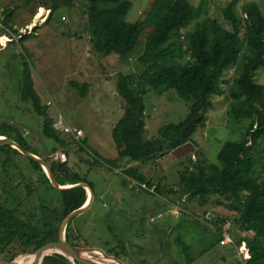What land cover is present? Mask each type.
I'll return each mask as SVG.
<instances>
[{
    "label": "trees",
    "instance_id": "trees-1",
    "mask_svg": "<svg viewBox=\"0 0 264 264\" xmlns=\"http://www.w3.org/2000/svg\"><path fill=\"white\" fill-rule=\"evenodd\" d=\"M23 1L28 4L31 0ZM76 1L53 0L46 9L50 10L51 16L57 8H71ZM237 1L231 0L221 10L223 21L228 24L226 27L208 16L205 0L197 6L189 0H154L143 18L135 21L126 20L132 7L131 0H83L86 5L85 31L100 57L109 54L125 57L141 43L145 29L152 27L141 70L136 76L120 75L117 84L118 93L124 101V114L112 128L119 157H126L129 162H143L151 155L169 152L192 141L194 133L207 122V110L214 96L224 95L229 117L251 119L243 138L224 142L215 162L196 160L193 167L181 175L176 187L161 185L157 188L161 193L174 191L199 201H208L214 196L223 197L226 208L237 212L232 228L248 232L234 237L236 244L243 240L247 246L249 256L245 264H264V157L257 150L264 139V83L256 80L260 69H264V13L257 0H249L242 4L240 15L236 10ZM12 15L13 8L0 12V35L10 31L19 35L17 41L21 43L36 30L37 25L22 34L11 27ZM24 61L17 84L19 99L40 117L41 124L37 122V129L45 138L59 145H69L62 138V133L53 128V119L47 114L48 105L42 103L34 87L31 68ZM231 69L233 71L228 78L226 76ZM224 83H228L225 89ZM70 84L79 89L81 98L85 97L88 82L79 84L71 81ZM171 89L187 104V115L177 122L162 124L155 137L145 139V91ZM19 122L22 121L15 116L5 120L0 116V135L15 139L39 156L20 130ZM83 142L86 144L87 139L84 138ZM0 148L23 156L25 165L32 168V185L44 186L39 204L35 205L28 198L18 199L11 208H5L0 203L1 259L14 258L18 253H32L47 240H56L60 223L66 215L86 203L88 191L84 187L57 189L33 158L16 147L0 144ZM56 150L55 144L51 152ZM92 161L99 163L104 160L95 156ZM104 162L108 166L116 164L115 159ZM48 165L61 186L78 182H88L92 186V182L78 172L79 169L68 166L67 162L51 160ZM122 172L139 184L148 188L153 186L132 166ZM57 203L62 207H54ZM37 205L49 211L50 218L46 215L41 222L36 216ZM32 206L36 213L32 212ZM217 219L226 220L224 217ZM40 222L47 228V240L42 237ZM72 223L73 218L67 223L65 238L70 245L81 246L80 234ZM217 232L218 243L221 238L219 227ZM119 254L117 252L115 256ZM43 260L61 261L64 256L52 252Z\"/></svg>",
    "mask_w": 264,
    "mask_h": 264
},
{
    "label": "rangeland",
    "instance_id": "rangeland-1",
    "mask_svg": "<svg viewBox=\"0 0 264 264\" xmlns=\"http://www.w3.org/2000/svg\"><path fill=\"white\" fill-rule=\"evenodd\" d=\"M131 1L132 7L129 8L126 15L127 21L143 18L154 2V0ZM189 1L197 6L202 0ZM205 1L208 16L228 27V24L223 21L221 10L231 0ZM247 1L249 0L237 1L236 10L240 15L242 14V4ZM52 2L53 0H31L30 3L25 4L23 0H0V12L5 8H13L11 23L13 29L24 34L37 25L36 30L22 40L23 42L17 41L19 35L9 31L6 35L8 40H6L5 48L0 44V48H3L0 49L1 119L5 120L2 115L10 118L19 115V119L22 121L19 122L20 130L30 144L43 156L39 157L45 159L48 164L54 158L44 152L49 147H55L56 144L57 149L59 148L58 152L66 150L72 157L82 159V162L74 163V159L68 157L69 161L66 158L65 162H68V166L79 169L78 172L86 180L91 181L96 188L106 189L109 185L112 191L114 189L125 190L118 206L114 207L111 203L110 208L105 207L104 202L97 196L95 206L89 210L86 216L79 218L86 213L84 212L73 219V224L80 234L79 244L81 247H85L86 244L87 246L102 247L103 251L112 255L124 249L126 256L123 260L127 264H130L129 257L135 260L145 259L149 264H156V260L161 254L172 253L170 244L165 243L164 245V241L158 239L164 229L162 225L176 220L179 216H170L168 213L159 217L157 213L142 206L146 205L144 203L149 190L140 186L132 178L123 175L121 168L124 167L123 164L129 162L126 157L118 156L114 166L108 167L103 163L105 160L115 159L114 157L118 155L112 128L124 114V101L117 90L118 81L121 79L120 75L132 74L136 76L139 73L142 67L141 61L144 59L147 49L148 33L152 27L145 29L140 39L141 43L130 55L122 57L109 54L100 57L93 49L92 42L85 31L86 5L83 0H77L71 8L61 6L50 16V10L46 7ZM257 2L261 5L264 13V0H257ZM42 10L44 12L41 15ZM1 29L2 25L0 24ZM24 60L31 68L36 92L42 103L48 105L47 114L49 117L54 120L61 113L70 125L83 129L87 139V143L82 145L83 148L79 143L73 141L74 139L70 135L62 134V138L69 145H59L45 138L38 131L37 125L41 124L40 117L18 97L17 84ZM232 71L231 69L226 77L229 78ZM227 80L231 81V79ZM256 80L264 83V69H260ZM71 81H76L79 84L88 82L89 86L85 97H80L79 89L73 87L70 84ZM227 84H223L224 89ZM143 98L146 121L145 139L155 137L162 124L177 122L187 115V104L172 89L159 92L147 90ZM24 106L27 110H23ZM226 106L224 95L214 96L212 105L207 110V122L194 133L192 141L169 152L151 155L153 164L151 163L145 169L142 166V160L137 161L138 163L133 165V168L139 170L147 178L150 177L153 184L150 183L155 188L159 185L176 187L181 175L193 167L194 161L215 162L216 155L224 142L241 140L251 121L249 118L229 117ZM257 150L261 153V157H264V139L258 144ZM95 156L104 161L94 163L92 159ZM25 162L23 156L6 152L0 148V203L5 208L13 207L18 199L28 198L29 201H34L35 205L39 204L42 199L40 194H42L44 186L43 184L36 185L38 187L32 185V168L26 166ZM262 173L264 175V172ZM122 181L126 183L127 187L122 185ZM166 194L168 198L169 193ZM105 199L109 202L108 198ZM223 201V197L214 196L205 207L201 205V209L211 210L208 214L218 213L220 218L224 217L226 220L232 221L237 212L225 210L226 206ZM188 203L182 202L181 205L185 206ZM29 205L25 208H28ZM163 205L170 206L171 202L160 197L157 209L159 210ZM58 206L62 207L58 203L54 204V207L58 208ZM32 210L33 213H36L34 206H32ZM189 211L192 209L189 208ZM37 212L36 216L40 217L41 222L46 215L50 218L49 211L39 205H37ZM205 215H199V217L203 218ZM214 215V218L210 220L217 225V221L221 222V219L215 218L217 214ZM41 222L38 225L42 237L45 238L47 228ZM200 226H198L197 235L205 236L204 241L208 243V246L213 244L214 241L210 237L212 235L213 238H217V230H208L206 234L200 233ZM233 231L238 233L234 226L232 233ZM242 232H239V235L243 234ZM195 236L196 234L192 232L191 240ZM144 239L145 241L149 240L150 244H145ZM232 239L234 240V237ZM48 242L51 241L47 240L46 243ZM213 245L215 250L219 248L217 245ZM241 248L244 249L241 250ZM53 251L55 250H50L49 253ZM243 252L247 257L249 256L247 246L241 247L240 244H237L234 246V252H231L232 257L236 255L240 258ZM120 255L124 256V253H120ZM178 255L184 259L183 264H196L195 258H187L192 255L190 251H180ZM205 259L207 260L204 264L207 262L215 264L210 257ZM240 262L243 263V261Z\"/></svg>",
    "mask_w": 264,
    "mask_h": 264
},
{
    "label": "crops",
    "instance_id": "crops-1",
    "mask_svg": "<svg viewBox=\"0 0 264 264\" xmlns=\"http://www.w3.org/2000/svg\"><path fill=\"white\" fill-rule=\"evenodd\" d=\"M3 35H7V34L0 35V44H2L4 46L3 48H5L6 39L3 38V37L1 38V36H3ZM2 39H4L5 41H1ZM3 48H0V49H3ZM2 116H4L3 118H5V119H6V117H8V116H5V115H2ZM15 118L19 119V115L15 116ZM44 144H46V143H44ZM51 149H53V148L49 147L48 149H46V151L44 150L45 151L44 153L46 155L51 154L52 153ZM58 150H59V148L56 151H58ZM65 153H66V156H67V160L69 161L68 157L70 158V157H72V155H70V153L66 152V151H65ZM38 154H39V152H38ZM39 156H42V155L39 154ZM72 158L74 159V163H77L78 161L82 162L81 161L82 159H80L79 157H72ZM114 158H115V160H117L118 155L115 156ZM103 163L106 164L105 162H103ZM137 163H138L137 161L127 162L126 164H123L124 165L123 168L129 167V166L133 167V165H135ZM151 163L153 164V161L149 157L146 161L142 162V166L145 169L147 166L151 165ZM106 166H108V165L106 164ZM123 168H121V169L123 170ZM123 175L127 176L125 173H123ZM148 179L151 182L150 177H148ZM66 185L71 186L72 184L71 185L70 184H66ZM122 185L127 187V185H126V183L124 181H122ZM158 185H159V182H158ZM92 186H94L93 183H92ZM140 186H142L143 188H147V190H149L148 191V197H147V199L145 200V203H144L146 205H142L143 207L150 209L153 213H157L159 217L163 216V215H167L168 213H169L170 216H176V215L179 216L178 218H176V220H171L168 224L167 223H165V224L163 223V225H162V227L164 229L160 233V236L158 237V239L160 241H164V245H165V243L166 244L169 243L170 244V249L172 250V253H170V254H161V256H159L157 258V260H156L157 263L156 264H183L185 262L184 259H181V257H179V255H178L180 251H190L192 253V255L190 257L187 256V258L188 259H191V258L194 259L195 258V263L196 264H204L206 262V260H207L205 258H208V257H210L212 259V261L215 262V264H241L240 261H242V260L238 256L235 255V257L234 256L232 257V253L231 252H234V246L233 245H231V244H220L219 241L217 243V241L215 240L216 238H213L212 235H211L210 239H212L214 241L213 244H215V245H217L219 247L218 249L215 250L213 244L208 246L207 245L208 243L206 241H204L205 236L204 237L203 236L199 237L197 235V229H199L198 228L199 225H201L200 226V233H205L206 234V232L208 230L216 231L215 228H213L209 223L202 222V221H200L198 219L199 215L203 216L206 213H209L211 211V210H208V209H205V210L201 209V205H202V207H205L207 205L208 201L211 198L208 201H199V200H196V199H194L192 197H189L187 194L182 195V194H179L178 192H174V191H172V192L171 191H165L164 193H161L160 190H158V188H155V186H152V188H148L144 184H140ZM160 186L161 185H159L158 187H160ZM86 189H88V188H86ZM51 192H53V191H51ZM124 192H125V190H123V189L122 190L114 189L112 191L111 190V186H109V185H107L106 189H103L102 187L101 188H96L94 186V201H93L92 205L88 208V211L85 214H83L82 216L79 215L80 216L79 218H82V217L86 216L88 214L89 210L93 209V207L95 206V203H96L97 196H99L100 199L104 202L105 207L110 208L111 207L110 206L111 203H112V206H114V207L118 206V203L123 198V194H125ZM166 193H169V197L168 198L166 196L167 195ZM160 197H162L165 200L170 201L171 205L170 206L163 205L158 210L157 206H158V200H159ZM105 198H108L109 202ZM178 198H181V199L179 200ZM137 201H139V200H137ZM182 202H189V203L187 205H185V206H182L181 205ZM130 206H131V204H130ZM160 206H161V204H160ZM189 208H191L192 211H189ZM224 209L228 210L226 207ZM228 211L231 212V210H228ZM184 212H185V214H184ZM233 212H234V210H233ZM95 213H97V211H95ZM216 214H215L216 217L219 218L220 215L218 216V213H216ZM233 215H235V214H233ZM231 217H233V216H231ZM74 218H76V217H74ZM209 222H212V220H209ZM73 226L76 227L74 224H73ZM241 231L242 230H239V229H237L238 233H234V231H233L232 237L238 238V237L246 235L248 233L247 231H243L242 232L243 234L239 235V232H241ZM192 232H194L196 234V236H195V238H193L191 240ZM218 234L219 233L216 232V236L217 237H218ZM56 240H57V238H56ZM144 242H145V244H148V245L150 244V241L147 240V239H146V241L144 239ZM234 244L237 245L236 242H234ZM85 247H88V246L85 245ZM93 247H96V248L102 250V247H97V246H93ZM181 247L184 248V249H182ZM178 248H179V250H178ZM103 252L108 254V255H111L113 257H116L115 255L107 253L106 251H103ZM119 252L120 253H124V256H121L119 254V256L116 257V258L122 260L124 262V264H127L126 261L123 260L125 258V256H126V253H125L124 249H123V252L122 251H119ZM99 254H100L101 260H102L101 264H105V261L108 258L104 257V255L102 253H99ZM129 259H130V264H149L145 259L135 260V259H131L130 257H129ZM245 259H246V257H245ZM245 259H244V261H245ZM113 264H119V263H113ZM206 264H209V263L207 262Z\"/></svg>",
    "mask_w": 264,
    "mask_h": 264
},
{
    "label": "water",
    "instance_id": "water-1",
    "mask_svg": "<svg viewBox=\"0 0 264 264\" xmlns=\"http://www.w3.org/2000/svg\"><path fill=\"white\" fill-rule=\"evenodd\" d=\"M0 144L16 147L21 153L37 161L42 166V168L46 169L47 174H48L47 176L49 178L50 183L52 184V186H54L57 189H69V188H74V187H84V188L90 189V197H89V201H87L86 206L83 208H78V209L73 210L68 215H66L63 221L60 223L59 228H58V233H57V240L45 243L44 245L37 248L32 253L30 252L18 253L14 258H5V257L1 258L0 264H17L15 261L17 256L21 254H29V255L35 254L44 247H51V251L55 250L53 252L62 254L64 256V260L45 262L43 258L46 255L50 254L49 252H47L44 255H42L39 259L35 258L32 260H27L25 264H101L102 260H101V256L99 253H102L104 257L106 258H111L117 261L119 264H124L122 260L104 253L101 249H98L93 246H88V247L73 246V245H70L65 238V229H66L67 223H69V221L72 218L77 217L83 214L84 212H87L88 208L92 205L94 201V188L88 182H78L69 187L61 186L56 181L45 159L40 158L34 153L28 151L26 147L21 145L15 139L13 140L7 136L0 135Z\"/></svg>",
    "mask_w": 264,
    "mask_h": 264
},
{
    "label": "built area",
    "instance_id": "built-area-1",
    "mask_svg": "<svg viewBox=\"0 0 264 264\" xmlns=\"http://www.w3.org/2000/svg\"><path fill=\"white\" fill-rule=\"evenodd\" d=\"M62 19H64V17H62ZM3 38H5L6 40H8V38L6 37V35H3L1 36ZM53 128L62 133V134H66V135H70L75 141H77L79 144L81 145H84V142H83V139L85 138V134H84V131L83 129H81L80 127H77V126H73V125H70L64 118L63 114L59 113L58 116H56L53 120V124H52ZM50 156L52 158H54V160H58L60 162H65L66 161V153L64 151H56L52 154H50ZM214 215V214H213ZM213 215L211 214H206L203 218L201 217H198V219L202 222H206L208 223L210 219L214 218ZM215 216V215H214ZM216 218V216H215ZM217 220V219H216ZM218 223L220 224H217L215 225L214 222H211L209 223L213 228H215V230H217V227H219V232H220V235H221V238H220V244H231V245H234V240L232 239V235L230 233V230L232 228V221L227 219V220H224V221H221ZM240 246H244L245 247V244L244 242L242 241L240 243ZM244 249V248H241V250ZM248 251V250H247ZM245 252L242 253L241 255V260L243 261L242 264H245V257L247 258V256L244 254ZM240 256V255H239Z\"/></svg>",
    "mask_w": 264,
    "mask_h": 264
},
{
    "label": "bare ground",
    "instance_id": "bare-ground-1",
    "mask_svg": "<svg viewBox=\"0 0 264 264\" xmlns=\"http://www.w3.org/2000/svg\"><path fill=\"white\" fill-rule=\"evenodd\" d=\"M44 10L41 11V15L43 14ZM2 38V37H1ZM43 170L45 171V173L47 174V171L45 168H43ZM48 175V174H47ZM65 187H69V185H64ZM89 192H90V189L88 188ZM51 250V247H44L42 249H40L37 253L35 254H21L19 255L17 258H16V263L17 264H25L27 262V260H32V259H39L42 255H44L45 253L49 252ZM113 263H118L117 261L111 259V258H108L106 261H105V264H113Z\"/></svg>",
    "mask_w": 264,
    "mask_h": 264
},
{
    "label": "clouds",
    "instance_id": "clouds-1",
    "mask_svg": "<svg viewBox=\"0 0 264 264\" xmlns=\"http://www.w3.org/2000/svg\"><path fill=\"white\" fill-rule=\"evenodd\" d=\"M88 191V190H87ZM89 197H90V193H89V191H88V197H87V201H89ZM87 201H86V203L82 206V207H80V208H83V207H85L86 206V204H87Z\"/></svg>",
    "mask_w": 264,
    "mask_h": 264
}]
</instances>
